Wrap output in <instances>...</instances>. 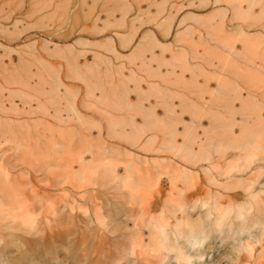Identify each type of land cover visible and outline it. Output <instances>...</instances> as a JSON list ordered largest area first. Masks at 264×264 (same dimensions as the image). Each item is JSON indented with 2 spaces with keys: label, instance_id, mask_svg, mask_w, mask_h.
Segmentation results:
<instances>
[{
  "label": "rangeland",
  "instance_id": "374dc122",
  "mask_svg": "<svg viewBox=\"0 0 264 264\" xmlns=\"http://www.w3.org/2000/svg\"><path fill=\"white\" fill-rule=\"evenodd\" d=\"M0 264H264V0H0Z\"/></svg>",
  "mask_w": 264,
  "mask_h": 264
},
{
  "label": "clouds",
  "instance_id": "9594fccd",
  "mask_svg": "<svg viewBox=\"0 0 264 264\" xmlns=\"http://www.w3.org/2000/svg\"><path fill=\"white\" fill-rule=\"evenodd\" d=\"M247 250H249V251H250V249H247Z\"/></svg>",
  "mask_w": 264,
  "mask_h": 264
}]
</instances>
